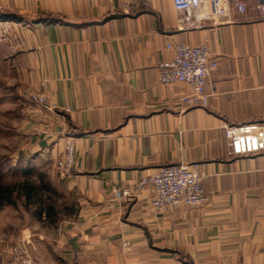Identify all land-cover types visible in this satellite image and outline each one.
<instances>
[{
    "label": "crops",
    "instance_id": "0c3cea01",
    "mask_svg": "<svg viewBox=\"0 0 264 264\" xmlns=\"http://www.w3.org/2000/svg\"><path fill=\"white\" fill-rule=\"evenodd\" d=\"M129 1L0 0V24L18 43L0 41L2 110L35 90L55 103L53 115L19 113V155L53 167L67 141L76 148L73 176L49 178L73 207L61 216L56 203L50 223L37 222L58 232L33 231L34 261L264 264V153L229 157L221 128L264 123V16L254 0H231L246 11L232 6L231 22L184 30L171 0L125 9ZM203 42L219 66L204 99L189 104L190 85L159 82L157 65L171 56L167 44ZM186 163L205 172L204 207L159 213L149 191L134 190L141 177Z\"/></svg>",
    "mask_w": 264,
    "mask_h": 264
},
{
    "label": "built area",
    "instance_id": "2783aa9c",
    "mask_svg": "<svg viewBox=\"0 0 264 264\" xmlns=\"http://www.w3.org/2000/svg\"><path fill=\"white\" fill-rule=\"evenodd\" d=\"M140 0H131L123 7H136ZM174 8L182 13L179 26L185 30L201 29L208 25L219 26L231 22L232 6L244 13L247 6L244 2L232 3L231 0H171ZM261 15L264 16V0H254ZM144 6H150L149 0H144ZM0 41L9 43L17 49L18 43L8 26L0 24ZM167 48L171 56L158 64L159 80L163 84L187 83L192 89V95L185 100L197 102L204 99V88L211 75L218 68L217 59L211 57L210 45L203 42L198 45L184 43H169ZM32 104L47 109L52 113L55 103L48 100L43 90L32 91L29 97ZM47 115V116H49ZM230 140V150L234 155H256L264 152V123H249L243 125H226L222 123ZM45 131L49 126L45 125ZM75 143L67 141L63 154L56 161V171L62 178H71L75 169ZM205 173L199 163L164 166L157 172L144 176L138 183L137 190L147 187L152 193L151 204L161 212L168 208L184 205H203L209 197L203 187ZM129 190H123V197L129 196ZM12 264H33L32 259L22 252L14 253Z\"/></svg>",
    "mask_w": 264,
    "mask_h": 264
},
{
    "label": "rangeland",
    "instance_id": "374dc122",
    "mask_svg": "<svg viewBox=\"0 0 264 264\" xmlns=\"http://www.w3.org/2000/svg\"><path fill=\"white\" fill-rule=\"evenodd\" d=\"M139 4L144 5V0H140ZM180 28L183 29L182 27ZM165 85H170V84H165ZM31 93L32 91L28 93L26 103L25 102L19 103V105L17 106H15L16 105L15 103H10V102L2 103L8 107L7 109L4 110H2L0 106V174L2 176L3 183L7 185L10 188V190H13L11 194V198L13 202H9L4 199V201L0 204V264H12L11 260L14 256V253L16 254L17 252H22V253L25 252V254L32 259L33 264H38L33 259L27 241L31 238L34 232H39L41 234L49 233L53 236L50 237L51 239L55 238L54 236H56V233L58 232V230L56 228L54 229L53 227L48 229H41L40 226L39 228L36 226L37 224L39 225L40 222L48 223L47 220L48 216L43 212L38 213L39 207L41 206L40 204L37 203L39 199V193L33 190L32 188L39 189L41 187L43 190L42 191L43 198L48 197L51 201V204L53 203L54 205H56V203H59L60 205H62V207L58 210V214L61 216H64V214H66L67 212L69 213L70 208L73 207L72 205H67L68 203H65V201L62 199V197L56 190V186L53 184L54 182H52V180L51 181L49 180L50 175L52 174L54 175V173L56 175H59L56 171V163L52 167V165L49 163L47 164L40 163L33 160L27 161L26 157L21 156L18 153L17 145L20 142L19 139L20 135L16 131V127L19 126L20 124L19 122L21 117L19 113H21V115L23 116L22 113H26V112L28 113L29 109L31 108L36 109L34 107H38L32 104V102L30 101L29 97ZM185 97H183V100L189 104H194L197 103L199 100H201L199 99L197 100V102H194L193 100H185ZM51 102L52 101H50V103ZM9 107L11 109H9ZM40 109L42 111H45L46 115H49L47 113V109L45 108L43 109L40 108ZM223 122H225L227 126L233 125L228 123L227 121H223ZM221 128L225 133L229 157L233 158V157H242V156H253V155L232 154L230 150V140L227 138L226 128L224 125H222ZM204 178L202 183L204 182ZM138 183L135 186L134 189L135 191H139L142 189L149 191L147 187H143L137 190ZM46 187H48L49 190ZM203 187L206 191V194L208 195L204 183H203ZM27 190L30 191V196H31L30 200H28L25 194ZM122 192L123 191H119L118 194L121 198H124ZM130 192H131L130 195H132L134 191H130ZM42 201L47 202L46 198L45 200ZM208 202L209 199L203 205H192V206L184 205V206L193 207V208H202L205 205H207ZM54 214H56V211ZM38 221L40 222L37 223ZM34 227L37 229L34 230L33 229ZM126 244H128V242ZM48 257H49L48 261H45L46 264H63L60 263V261L57 260V258L52 254H50Z\"/></svg>",
    "mask_w": 264,
    "mask_h": 264
},
{
    "label": "trees",
    "instance_id": "16d2710c",
    "mask_svg": "<svg viewBox=\"0 0 264 264\" xmlns=\"http://www.w3.org/2000/svg\"><path fill=\"white\" fill-rule=\"evenodd\" d=\"M54 20H56V19H52V21H54ZM46 188L49 190L48 187H46ZM32 189L39 193V199H38L37 203L40 204L41 206L39 207L38 213L43 212L47 216H50L53 213H55V211H56L55 206L53 203L51 204V201L48 197H45L47 202L42 201V200H45V198H43L42 188L40 187L39 189H36V188H32ZM12 191L13 190H10V188L3 183L2 176L0 174V204L4 201V199L9 201V202H13L12 198H11ZM25 194H26L28 200H30L31 199L30 191L27 190Z\"/></svg>",
    "mask_w": 264,
    "mask_h": 264
}]
</instances>
